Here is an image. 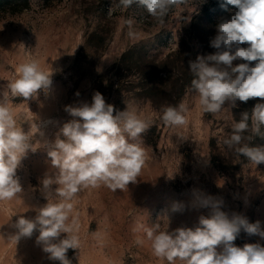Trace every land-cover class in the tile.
Masks as SVG:
<instances>
[{
  "label": "rangeland",
  "instance_id": "rangeland-1",
  "mask_svg": "<svg viewBox=\"0 0 264 264\" xmlns=\"http://www.w3.org/2000/svg\"><path fill=\"white\" fill-rule=\"evenodd\" d=\"M235 11L231 5L221 7L219 0H186L160 21L138 3L124 9L118 0H0V91L18 78L21 64L35 60L43 71L52 70L50 87L36 97H8L16 127L27 133L34 151L27 150L17 168L22 192L0 200V264H60L37 243L38 230L16 240L13 225L21 216L35 219L48 202L42 181L55 172L48 151L59 129L73 119L66 106L91 104L96 92L116 110L149 123L138 141L147 156L136 182L123 190L101 184L82 188L70 201L79 240V247L66 254L71 264H168L153 254L146 231L200 227V218L212 212L200 198L221 201L230 219L259 222L264 230V164L223 143L240 119L242 112L238 120L234 115L240 101L236 107L226 101L212 114L203 111L191 88L176 103L157 89L150 91V100L143 89L155 82L169 90L175 78L189 72V61L215 53L210 41L217 30L211 25ZM127 19L134 21L131 28ZM130 50L127 62H120ZM245 62L238 59L234 65ZM180 103L189 109L187 123L166 125L161 107ZM244 135L252 137L246 143L264 146V127L261 135ZM51 199L61 200L55 193ZM233 243L264 247V238L242 229Z\"/></svg>",
  "mask_w": 264,
  "mask_h": 264
},
{
  "label": "clouds",
  "instance_id": "clouds-1",
  "mask_svg": "<svg viewBox=\"0 0 264 264\" xmlns=\"http://www.w3.org/2000/svg\"><path fill=\"white\" fill-rule=\"evenodd\" d=\"M134 3L142 6L150 17L163 21L174 6L186 0H118L124 9ZM219 3L225 8L231 5L236 11L217 25V34L210 41V46L217 51L189 61L193 76L190 87L203 111L212 114L220 112L226 101L230 107H236L237 101L247 103L256 98L264 101V0H219ZM125 23L131 28L134 21L127 19ZM132 35L130 31L129 36ZM243 44L248 46L242 47ZM238 59L246 62L234 65ZM250 62H255L254 66ZM17 72L18 78L0 91V200H11L22 192L17 168L31 148L27 133L16 127L7 106L8 97L28 100L52 83V70L43 71L35 60L21 64ZM65 110L73 119L59 129L48 151L55 172L42 181L48 202L37 209L35 219L21 216L13 227L18 230L14 235L16 240L31 237L38 230L37 243L43 245L49 259L71 264L66 254L69 249L79 247V240L74 234L70 201L82 188L103 184L115 192L136 182L147 156L138 141L149 123L133 112L116 110L99 92L93 95L91 104L66 106ZM188 111L185 103L167 106L161 119L166 125L182 126L187 123ZM262 127L264 102H257L250 112L241 113L223 143L256 165L264 164V146H250L245 141H251L252 137L244 135L249 131L261 135ZM53 184L58 185L54 192ZM52 193L61 200H50ZM199 203L210 207L212 212L210 217L200 218L201 226L195 230L147 229V238L157 258L168 264H175L177 260L183 264H264V247L259 244L237 247L233 243L242 229L249 235L264 238L259 222L249 223L240 216L230 219L221 211L222 202L211 197L200 198ZM62 233L67 235L59 239ZM221 245L222 250L218 251Z\"/></svg>",
  "mask_w": 264,
  "mask_h": 264
},
{
  "label": "trees",
  "instance_id": "trees-1",
  "mask_svg": "<svg viewBox=\"0 0 264 264\" xmlns=\"http://www.w3.org/2000/svg\"><path fill=\"white\" fill-rule=\"evenodd\" d=\"M211 29L214 31V30H217V26H214L213 24L211 25ZM131 50L130 51H127L126 53H124L120 59V62H127V59L131 56ZM142 60H144L145 62L148 61L147 57H146V54L145 56L143 57L142 56ZM189 68V66H188ZM189 72L187 74H183L181 77L178 76L177 78H175L173 80V82L175 83L173 85V87L169 90H163L161 88H159L157 86V83L153 82L149 85H147L146 87H143V89L145 90V93L147 95V97L150 99V96H149V93L150 91L154 90V89H157L158 91H162V93H164V95L170 100V102L173 101L174 103V100H175V103L176 101L178 100V98H180L184 93L185 91L188 89V88H191L190 87V84H191V80L193 79V76H192V73L190 72V70H188ZM156 72V70H155ZM158 72V71H157ZM159 72H162L159 71ZM152 100V99H150ZM257 102H264V101H261L259 98H256V99H250L247 103H243V102H240L239 106L236 108V114L235 115V118L238 120V117L239 115H237V113L239 112H245V111H248L250 112L251 109L254 107V105L257 103ZM167 106H175V105H165L164 107H161L162 110L167 107ZM255 138H259L258 136H256ZM260 139V138H259ZM258 139H255V141H257ZM256 143H253L251 142L250 143V146H255ZM219 166V165H217Z\"/></svg>",
  "mask_w": 264,
  "mask_h": 264
}]
</instances>
